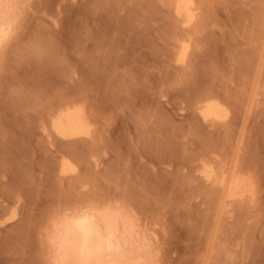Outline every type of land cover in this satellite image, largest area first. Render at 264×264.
<instances>
[{"label": "rangeland", "instance_id": "rangeland-1", "mask_svg": "<svg viewBox=\"0 0 264 264\" xmlns=\"http://www.w3.org/2000/svg\"><path fill=\"white\" fill-rule=\"evenodd\" d=\"M194 5L190 26L174 0L29 9L25 35L39 30L58 55L0 81V264H45L46 217L107 198L135 207L161 264H264V0ZM206 97L225 107L224 120L203 119ZM71 100L92 137L49 131V112ZM63 156L72 172L61 171ZM203 162L245 175L254 192L226 197L199 172Z\"/></svg>", "mask_w": 264, "mask_h": 264}, {"label": "bare ground", "instance_id": "bare-ground-1", "mask_svg": "<svg viewBox=\"0 0 264 264\" xmlns=\"http://www.w3.org/2000/svg\"><path fill=\"white\" fill-rule=\"evenodd\" d=\"M50 3L51 0H30L29 9L34 10L33 6H38V10L43 11L49 8ZM174 10L184 26H190L194 22L196 16L194 0H174ZM188 48L189 42L185 40L178 50L177 61H185ZM211 97H206L203 103H199L197 107L199 113L205 120H224L227 115L225 107L218 99ZM47 120L51 128L49 131L58 138H72L73 141V138L77 137H92L94 131L83 106L72 100L56 105V108L49 112ZM42 127L48 130L44 120ZM46 132L47 136L51 135L50 132ZM60 164L62 172L69 170L72 172L74 169L72 162L65 156ZM204 164L203 162L204 167H199L202 169L198 171L202 172L206 181L214 180L213 182L220 183L226 193L225 196L241 197L254 192L253 180L245 175L240 176L235 172L228 177L225 176L227 173L220 174L219 169L216 171L215 167L214 169L212 165H208L210 163ZM115 199L107 198L102 201L90 199V202H79L70 206L64 204L66 207L50 217L47 216L48 221L44 228H41L42 232L41 229L39 231L42 235L40 240L43 243L44 261L45 257L55 256L60 264H84L86 256L88 264H161L158 250L160 248L155 247L158 243L155 244L153 233L150 230L148 232L149 227L143 225L144 221L140 220L135 207L132 205L131 207L120 198Z\"/></svg>", "mask_w": 264, "mask_h": 264}, {"label": "clouds", "instance_id": "clouds-1", "mask_svg": "<svg viewBox=\"0 0 264 264\" xmlns=\"http://www.w3.org/2000/svg\"><path fill=\"white\" fill-rule=\"evenodd\" d=\"M30 0H0V81L13 77L27 65L48 66L58 53L52 39L39 30L25 35V19ZM10 95L18 96L21 89L10 87ZM45 264H60L55 256L45 257ZM84 264H88L87 257Z\"/></svg>", "mask_w": 264, "mask_h": 264}]
</instances>
